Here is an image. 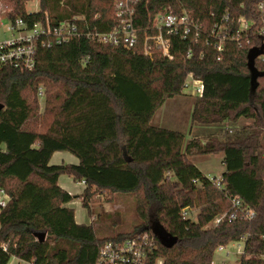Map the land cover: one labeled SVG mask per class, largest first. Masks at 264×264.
I'll list each match as a JSON object with an SVG mask.
<instances>
[{"label": "trees", "instance_id": "obj_1", "mask_svg": "<svg viewBox=\"0 0 264 264\" xmlns=\"http://www.w3.org/2000/svg\"><path fill=\"white\" fill-rule=\"evenodd\" d=\"M0 0L4 19L28 27L84 16L89 28L116 25V0ZM264 0H134L139 31L133 49L86 39L39 49L32 70L0 75V186L10 197L0 215V264L13 257L37 264H94L109 241L142 235L154 239L152 262L212 264L220 247L244 241L240 264H264ZM189 14L204 29L198 44L174 41L175 58H150L143 42L158 14ZM228 17L236 31L251 23L250 44L226 42L219 52L207 38ZM264 29V28H263ZM191 54L188 58L187 55ZM204 83L191 113L193 125H219L217 133L186 140L184 134L152 125L168 99L183 95L188 75ZM44 97H39V89ZM44 99L41 109L40 100ZM244 121V123H243ZM67 152L78 165H51ZM222 155V189L190 157ZM85 183L81 196L61 188L59 178ZM134 195L138 224L130 233L101 238L94 221L78 224L68 205L82 198L91 218L97 196ZM100 196V197H102ZM255 214H230L232 200ZM198 211L197 220L184 215ZM237 212V211H236ZM92 219V220H93ZM97 218H95V221ZM46 232L41 243L35 237ZM7 243V251L1 247Z\"/></svg>", "mask_w": 264, "mask_h": 264}, {"label": "built area", "instance_id": "obj_2", "mask_svg": "<svg viewBox=\"0 0 264 264\" xmlns=\"http://www.w3.org/2000/svg\"><path fill=\"white\" fill-rule=\"evenodd\" d=\"M260 9L264 11L263 3L260 5ZM134 16V0H116V25L110 31L103 33L99 32L97 28H89L84 16H73L62 22L54 23L45 14L44 18L31 27H28L23 19L9 21L6 31L10 34V37L0 40V75L6 69L32 70L36 66L39 49H52L69 44L76 39H86L104 45L133 49L138 44L139 37V31L134 23ZM228 23V17H223L220 22H217L208 35L207 44H212L219 52H222L224 44L229 41L237 44L251 43L248 33L252 25L247 19L241 18L238 21L236 31L228 28ZM263 28L258 34H263ZM151 31L152 34L147 35L143 42L144 54L150 58L161 57L173 60L175 58V40L198 44L204 37L202 25L186 12L182 15L173 13L156 15L153 19ZM190 56L191 54L187 55L188 58ZM204 89V83L201 80L196 79L193 74L188 75L184 91H190V96L193 98H201ZM39 97H44L42 88L39 89ZM215 183L222 189L221 179H217ZM83 184L85 185L84 182ZM9 201V195L0 186V215ZM232 203L237 212L234 211L217 217L214 221L215 225L220 224L226 217L229 220L237 219L238 212L249 220L255 217V214L243 208L238 200L233 199ZM189 214V210L184 212L187 217H189ZM1 247L4 251H7L8 245L2 243ZM153 248L154 239L149 235L128 238L123 241H109L100 248L98 258L94 264H162L159 260L152 262L151 251ZM225 249V247H220L217 251L223 252ZM14 258L18 261V264H37L35 261ZM261 258L264 260V255Z\"/></svg>", "mask_w": 264, "mask_h": 264}, {"label": "rangeland", "instance_id": "obj_3", "mask_svg": "<svg viewBox=\"0 0 264 264\" xmlns=\"http://www.w3.org/2000/svg\"><path fill=\"white\" fill-rule=\"evenodd\" d=\"M40 8V0H31L27 6L28 13H36ZM9 25V20H6L0 14V40L9 38L10 34L6 31ZM195 100L190 96V91H184L183 95L168 99L165 104L157 111L152 125L155 127L178 131L184 134L186 140L197 137H205L217 133L220 129L219 125H193L191 122V113L194 108ZM41 109L44 108V99L40 100ZM244 123V121H243ZM60 158H74L70 153L64 152ZM222 155H198L190 157L191 162L196 165L207 177L213 179H221L225 171L222 164ZM57 162L53 161V165ZM73 192L75 195L81 196L84 187L82 184H74ZM99 194V203L91 202V207L103 212L100 217L91 218L87 210L82 206V198L75 199L69 204V207L75 210L76 219L82 223L94 221V226L97 230V235L105 238L111 235L130 233L138 224L136 215V200L134 195L119 194L115 199L110 200L107 195ZM198 211L190 213V219L197 220ZM91 219V220H90ZM93 219V220H92ZM244 250V241L232 243L226 247L223 252L217 251L213 258L212 264H239ZM9 264H18V261L13 257Z\"/></svg>", "mask_w": 264, "mask_h": 264}, {"label": "crops", "instance_id": "obj_4", "mask_svg": "<svg viewBox=\"0 0 264 264\" xmlns=\"http://www.w3.org/2000/svg\"><path fill=\"white\" fill-rule=\"evenodd\" d=\"M196 99V98H194ZM200 138H204V137H200ZM64 152H57L53 155L52 159H51V165H53V161L56 160V164L55 165H78L79 164V160L74 157V158H68V157H65V158H60L61 155H64L63 154ZM223 164V163H222ZM224 166V165H223ZM200 170V169H199ZM201 171V170H200ZM202 172V171H201ZM203 173V172H202ZM204 174V173H203ZM205 175V174H204ZM223 175V174H222ZM74 184H76V182L73 180L72 177H69L67 175H62L60 178H59V185L61 186L62 189H64L65 191H67L69 194L73 195V196H79V195H75V193L72 191L73 188H74ZM77 184H82L83 185V189H85V185L83 183H77ZM69 206V205H68ZM75 218H76V215H75ZM91 220V219H90ZM76 222L78 224H86V225H90L91 224V221L89 223H82V222H79L77 219H76Z\"/></svg>", "mask_w": 264, "mask_h": 264}, {"label": "water", "instance_id": "obj_5", "mask_svg": "<svg viewBox=\"0 0 264 264\" xmlns=\"http://www.w3.org/2000/svg\"><path fill=\"white\" fill-rule=\"evenodd\" d=\"M46 232H38L35 234V237L38 239L39 242L43 243L46 240Z\"/></svg>", "mask_w": 264, "mask_h": 264}]
</instances>
